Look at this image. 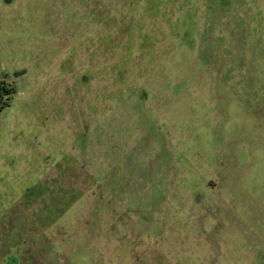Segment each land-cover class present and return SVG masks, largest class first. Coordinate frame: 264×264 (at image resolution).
<instances>
[{
  "label": "rangeland",
  "instance_id": "obj_1",
  "mask_svg": "<svg viewBox=\"0 0 264 264\" xmlns=\"http://www.w3.org/2000/svg\"><path fill=\"white\" fill-rule=\"evenodd\" d=\"M0 264H264V0H0Z\"/></svg>",
  "mask_w": 264,
  "mask_h": 264
},
{
  "label": "trees",
  "instance_id": "obj_2",
  "mask_svg": "<svg viewBox=\"0 0 264 264\" xmlns=\"http://www.w3.org/2000/svg\"><path fill=\"white\" fill-rule=\"evenodd\" d=\"M14 94V87L12 84L4 79H0V111L7 105Z\"/></svg>",
  "mask_w": 264,
  "mask_h": 264
}]
</instances>
